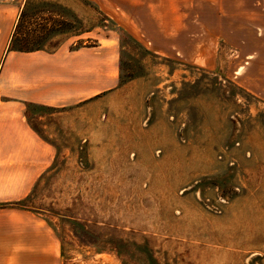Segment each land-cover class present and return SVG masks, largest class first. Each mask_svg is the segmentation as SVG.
I'll list each match as a JSON object with an SVG mask.
<instances>
[{"label":"rangeland","instance_id":"374dc122","mask_svg":"<svg viewBox=\"0 0 264 264\" xmlns=\"http://www.w3.org/2000/svg\"><path fill=\"white\" fill-rule=\"evenodd\" d=\"M0 1L30 46L119 41L111 94L29 109L57 153L21 205L52 264H264V0Z\"/></svg>","mask_w":264,"mask_h":264},{"label":"crops","instance_id":"0c3cea01","mask_svg":"<svg viewBox=\"0 0 264 264\" xmlns=\"http://www.w3.org/2000/svg\"><path fill=\"white\" fill-rule=\"evenodd\" d=\"M117 1L107 14L116 8L131 13L133 0ZM20 15L18 3L0 1V264H52L57 240L51 228L21 205L57 153L55 139L38 131L29 109L58 110L61 120L111 94L121 81L119 41L107 35L75 47L66 40L54 49H13Z\"/></svg>","mask_w":264,"mask_h":264},{"label":"trees","instance_id":"16d2710c","mask_svg":"<svg viewBox=\"0 0 264 264\" xmlns=\"http://www.w3.org/2000/svg\"><path fill=\"white\" fill-rule=\"evenodd\" d=\"M22 15H23V12L20 15L19 21H18L17 26L15 28V32L13 34V38L11 41V48L21 50V51H30V50H36V49L43 48L41 46H37V45L36 46H30L29 44H27L25 42H19L18 34H19V28H20L21 21H22V19H21Z\"/></svg>","mask_w":264,"mask_h":264}]
</instances>
